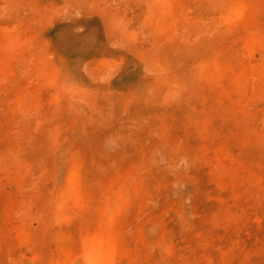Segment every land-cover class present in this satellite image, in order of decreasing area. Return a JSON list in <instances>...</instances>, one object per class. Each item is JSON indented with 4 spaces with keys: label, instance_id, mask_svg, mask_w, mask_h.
I'll use <instances>...</instances> for the list:
<instances>
[{
    "label": "rangeland",
    "instance_id": "obj_1",
    "mask_svg": "<svg viewBox=\"0 0 264 264\" xmlns=\"http://www.w3.org/2000/svg\"><path fill=\"white\" fill-rule=\"evenodd\" d=\"M0 264H264V0H0Z\"/></svg>",
    "mask_w": 264,
    "mask_h": 264
},
{
    "label": "bare ground",
    "instance_id": "obj_2",
    "mask_svg": "<svg viewBox=\"0 0 264 264\" xmlns=\"http://www.w3.org/2000/svg\"><path fill=\"white\" fill-rule=\"evenodd\" d=\"M95 241L97 243V256L107 255L115 250V242L110 237L105 239L102 236H98Z\"/></svg>",
    "mask_w": 264,
    "mask_h": 264
}]
</instances>
